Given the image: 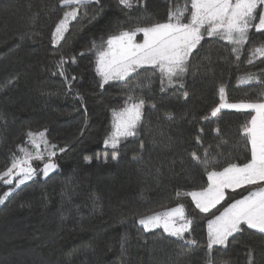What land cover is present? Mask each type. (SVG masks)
Masks as SVG:
<instances>
[{
    "label": "trees",
    "instance_id": "obj_1",
    "mask_svg": "<svg viewBox=\"0 0 264 264\" xmlns=\"http://www.w3.org/2000/svg\"><path fill=\"white\" fill-rule=\"evenodd\" d=\"M183 2L143 0L126 10L119 0H100V5H88L87 17L70 24L65 41L57 47L50 39L62 17L58 0H0V171L10 165L17 146L26 144L29 129L47 127L48 140L67 149L58 152L55 172L47 178L38 176L0 205V264H205L204 247L186 257L183 252L188 246L163 230L143 233L147 243L138 239L134 218L183 203L193 219V231L186 237L202 246L206 243V216L212 213H200L190 197L176 196L207 186L206 173L189 163L188 153L199 148L194 137L202 116L219 103L218 83H226L229 102L248 101L256 97L260 86L241 85L239 78L247 72L260 73L264 64L256 60L255 65H248L242 55L237 69L227 60V42L206 38L198 49L200 55L194 53L190 61V72L195 74L186 79L190 100L178 99L179 92L173 89L162 93L154 83L151 90H145V118L138 137L123 140L114 150L106 148L104 140L111 130V109L121 106L122 89L98 87L95 57L87 51L93 39L99 41L120 28L162 21L170 7ZM34 15L33 26L30 18ZM33 33L40 34L35 43L29 39ZM255 35L258 44L260 34ZM81 51L84 56L79 55ZM61 55L77 58L69 72L78 77L73 92L78 91L83 101L73 93L65 94L63 78L52 74L54 61ZM148 77L156 80L151 73L138 79ZM9 79L15 80V86L5 89ZM152 104L157 111L151 109ZM166 112L176 114L175 124L162 119ZM184 115L191 122L181 119ZM251 115L223 110L220 138L212 131L216 125L205 126L204 147L214 154L218 168L249 157L250 144L238 136V130ZM141 142L143 162L137 163L133 156L140 154ZM114 151L119 161L104 164L97 158L110 157ZM86 157L92 163H86ZM258 187L228 192L217 208L222 211L230 201ZM6 189L0 184V195ZM126 233L130 238L124 253L120 245ZM252 233L237 234L226 249L216 246L213 255L229 264H245L246 250L253 248L254 264H264V240Z\"/></svg>",
    "mask_w": 264,
    "mask_h": 264
},
{
    "label": "snow or ice",
    "instance_id": "obj_2",
    "mask_svg": "<svg viewBox=\"0 0 264 264\" xmlns=\"http://www.w3.org/2000/svg\"><path fill=\"white\" fill-rule=\"evenodd\" d=\"M58 3L62 9V17L55 24L50 39L51 44L57 47L65 41L71 22L78 17H87L88 5H100V0H58ZM141 3L143 0H119V4L126 10ZM30 19L34 26L37 16ZM141 33L142 40L138 42L137 36ZM256 33L261 38L258 44ZM39 35L33 33L29 39L35 43ZM206 38L227 42L230 46L227 60L234 63L237 69L242 55L248 65H255L256 60L264 64V0H184L182 5L170 7L162 21L120 28L115 33L100 37L99 41L93 39L90 42L87 51L95 57L94 71L99 77L98 87L101 90L106 85L122 89L121 106L111 109V130L104 140L106 148L119 149L123 140L138 137L145 118V90H151L154 83H158L162 93L173 89L179 92L178 99L185 102L190 100L186 79L195 75L190 72V61L194 59V53L196 56L200 55L198 49H202L201 42ZM79 55L84 56L85 52L81 51ZM76 64V56L61 55L54 61L52 74L63 78L65 94L73 93L77 99L83 101L78 91L73 92V85L78 77L69 72V67ZM145 73H151L156 80L151 77L139 80L138 77ZM253 83L260 86L256 97L240 102H229L226 83H218L216 91L219 103L202 116L201 126L197 128L194 137V144L199 148L188 153L189 163L206 173L207 186L183 194L176 193L178 198L181 195L190 197L200 213H212L211 216H206V243L202 246L195 239L186 237V233L193 231V219L186 214L183 203L134 218L133 227L136 228L138 239L147 243L143 233L162 229L167 236L188 246L187 251L183 252L186 257L191 256L194 250L204 247L205 264H229L227 260H217L213 249L216 246L226 249L230 238L237 234L253 230L252 234H258L264 240V69L260 73L247 72L239 78L241 85ZM14 86V79L4 83L5 89ZM151 109L157 111V106L152 104ZM223 110L254 115L238 130V136L246 144H250L249 157L243 163L228 161L218 168V161L213 160L214 154L204 147L203 141L207 125H216L212 131L217 138L223 136L219 127ZM162 119L170 125L177 122V116L172 112H166ZM181 119L189 120L187 115L181 116ZM47 131V127L42 131L26 130V144L31 146V150L27 146L18 145V151L11 156L10 165L0 171V183L11 186L0 195V205H4L22 185L40 175L47 178L58 169L55 158L58 152L67 149L51 143L47 138ZM139 149L140 154L134 155L133 160L142 163L143 142L139 144ZM97 158L108 164L110 160L119 161V153L114 151L110 157L102 155ZM34 161L42 162V167L33 166ZM85 162L92 163L91 157H86ZM256 185L260 187L250 190L240 199L230 201L222 211L217 208L228 198V189L235 192L245 186ZM213 209L219 214L212 212ZM129 238L126 233L121 241V251L124 253ZM246 257L245 264H254L255 249L248 248Z\"/></svg>",
    "mask_w": 264,
    "mask_h": 264
},
{
    "label": "rangeland",
    "instance_id": "obj_3",
    "mask_svg": "<svg viewBox=\"0 0 264 264\" xmlns=\"http://www.w3.org/2000/svg\"><path fill=\"white\" fill-rule=\"evenodd\" d=\"M72 22H73V21H72ZM72 22H71V23H72ZM141 40H142V33H141V34H138V36H137V41L140 42ZM73 97H75L74 94H73ZM24 146L29 147V149L31 150V146H30V145L25 144ZM109 148H110V147H109ZM33 166H40V167H42V162H40V161H34V162H33ZM40 176L43 177L42 175H40ZM37 177H38V176H37ZM37 177H36V178H37ZM36 178H35V179H36ZM29 182H30V181H29ZM29 182H28V183H29ZM0 184H3V183H0ZM3 185H5V184H3ZM5 186H7L6 191L11 187V186H9V185H5ZM22 186H24V185H22ZM22 186H21V187H22ZM21 187H20V188H21ZM155 230H162V229H155Z\"/></svg>",
    "mask_w": 264,
    "mask_h": 264
},
{
    "label": "crops",
    "instance_id": "obj_4",
    "mask_svg": "<svg viewBox=\"0 0 264 264\" xmlns=\"http://www.w3.org/2000/svg\"><path fill=\"white\" fill-rule=\"evenodd\" d=\"M230 111H231V110H230ZM245 187H247V186H245ZM240 189H241V188H240ZM237 190H238V189H237ZM231 191H232L231 189H228V190H227V194H228V192H231ZM218 206H219V205H218ZM218 206H217V207H218ZM213 210H214V209H213Z\"/></svg>",
    "mask_w": 264,
    "mask_h": 264
}]
</instances>
